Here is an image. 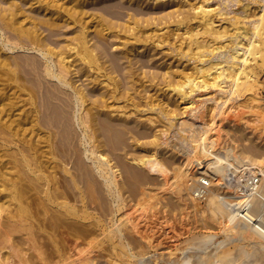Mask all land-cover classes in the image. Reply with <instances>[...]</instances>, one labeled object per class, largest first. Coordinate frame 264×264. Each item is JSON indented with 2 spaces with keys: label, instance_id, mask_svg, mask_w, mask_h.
I'll return each mask as SVG.
<instances>
[{
  "label": "bare ground",
  "instance_id": "1",
  "mask_svg": "<svg viewBox=\"0 0 264 264\" xmlns=\"http://www.w3.org/2000/svg\"><path fill=\"white\" fill-rule=\"evenodd\" d=\"M173 1L0 0V264L142 258L168 234L166 217L145 221L147 209L169 211L150 200L185 201L184 189L198 202L193 187L203 175L213 230L232 231L240 220L237 234L264 254V173L247 197L231 178L264 156L246 147L213 151L229 131L249 144L259 138L248 117L264 120L256 91L264 88V0ZM148 5L172 10L156 16ZM192 19L200 31L187 26ZM172 22L185 29L186 50L171 41ZM160 24L168 35L157 33ZM162 46L167 53L156 50ZM174 56L192 70H173ZM170 134L184 149L167 155ZM235 259L191 264L244 262Z\"/></svg>",
  "mask_w": 264,
  "mask_h": 264
},
{
  "label": "rangeland",
  "instance_id": "2",
  "mask_svg": "<svg viewBox=\"0 0 264 264\" xmlns=\"http://www.w3.org/2000/svg\"><path fill=\"white\" fill-rule=\"evenodd\" d=\"M167 1H170V0H167ZM178 1L179 0H174L173 2H178ZM185 1L186 0H184V2ZM195 1L199 2L200 0H195ZM112 2L115 3V1H112ZM150 2H152V1H150ZM181 2L183 3V0H181ZM152 3H154V2H152ZM208 4H209L208 6H204L206 9H211L214 7V5H212L211 1ZM144 5H145V3L143 4V6ZM125 6L129 7L127 4ZM195 6H199V5H195ZM147 8L154 15L160 16V15H162L159 13V12H161V10L165 9L163 12V14H164L165 12L170 11L169 9L171 7L170 8L166 7L163 9H155V5H153V6L148 5ZM255 8L257 9L258 7L256 6ZM171 10H172V8H171ZM189 11L194 12L195 10H189ZM185 12H187V11L185 10ZM199 22L200 21L198 19H192L189 21V24L187 26H192L196 31H200L201 25L198 24ZM196 25H198L197 28H196ZM165 26H166L165 24H160L157 28H161V30L157 33L158 34L163 33L164 35H168L169 30ZM168 26H169V28L170 27L172 28V37L173 38H171V41L173 39L174 45L177 46V48H179V45L182 43V47H184L183 50H186L185 45H186L187 41L185 40V37H186L185 29L184 28L176 29L175 27L178 26V24L176 22L169 23ZM180 27H182V25ZM177 33H179V34H177ZM197 37H199V35H197ZM153 39L154 38H147V40L144 42V44L148 45V46H152V45L156 44V42L154 43ZM115 47H117V45H114L111 48V51L112 50L114 51ZM156 50L158 52L162 51L164 53H167L165 46L156 48ZM31 52L32 51L20 50L19 54H28ZM171 60H172V64H173V70H180L181 68H185L186 71L192 70V68H191L192 66H191L190 61L185 62L184 59L179 58V56H174L171 58ZM180 63H181V65H180ZM259 78L262 81L264 80V68L259 69ZM257 88L258 89L256 91H259L258 92L259 97H261V99H262L261 104L263 105V108H264V97L262 96L264 88H261L258 86H257ZM6 89H7V87H6ZM169 97H171V96H169ZM150 98H151V100H154L155 103H160V104L164 103L165 104V102H166V97H150ZM179 107L182 108L183 105L180 104ZM253 119H254V117L252 115H250L248 117L250 127L253 129L252 130L251 128H249V130H252L256 136L259 135V138L251 141L250 144L251 145L253 144L252 146L246 140H244V136L241 133L239 134L237 132L229 131L228 135H230V136L223 135L219 139H217V144L213 150L214 153L215 154L217 153V155H219V156H224L226 154L225 149L226 150L227 149H233L234 151H239L241 148L246 150L245 149V147H246L247 149H249V148L254 149V152H256L255 155H257L259 157H263L264 156V150H263L264 149V138H263L264 137V120L258 124H255ZM243 123L244 122H239L238 126L244 130L243 131L244 133L248 132L249 130L246 129V126ZM153 126H155L154 127L155 130L159 129L158 123H155V125H153ZM234 133H236V134H234ZM171 135L172 134L169 135L170 141H169V147L167 148V151L169 150V152L167 153V155L170 153V149H172V150L174 148H176L177 150L184 149L182 143L180 142V140H178L179 138L177 136L175 137L174 135H172V136ZM227 137H229V138H227ZM149 139H151V138H149ZM258 141H260V142H258ZM174 142H177V143H174ZM178 142H179V145H178ZM172 143H174L176 145H174ZM255 144H257L256 146H258V147H254ZM171 145H172V147H171ZM177 145L180 148L179 147L177 148ZM260 146L262 148H260ZM257 151H258V153H257ZM260 153H262V154H260ZM175 154L178 156L179 153L175 152ZM208 162H209L208 159L203 158V161L201 162V166H204ZM243 168H245L246 170L243 169V171L241 172L242 169L240 167L234 173V177L236 175H239L240 173L242 175V173L246 172L249 169V168L247 169L246 166H244ZM226 169H227V172L231 171V169H229V167ZM251 170L259 173V175H261V178H262V172L264 173V163L261 162V163L256 164L254 167H252ZM182 193H183V199H185V201H181V200L177 201L175 198H173V197L171 198V196L168 194L164 195V196H160V197L159 196L155 197V199H156L155 201H153L154 199L150 200V203H151L150 206H153L152 204H155V202L158 201L157 205H156L158 208L159 207L160 208H168V210H169V211L166 210L162 213L159 212V213L155 214L154 216L152 214L153 210H151V209L150 210L147 209V211L145 213L147 216V218L145 220L146 222L147 221L158 222L157 220H155L156 218H159V220L162 217L167 218L168 223H167V225H165L166 226L165 228H168V230H166V231H168V234H166V236H161V238L159 240L162 243L156 247L151 248L149 250V252L147 253V255L145 254L142 258H138V259H144V261L138 260V259H114L116 262H118L119 264H143V263L144 264H146V263L147 264H191V262H194L195 260H196L195 263H198L202 259H220V261H219L220 263H226V262L232 261V259H235L236 256L238 257L240 255L239 256L240 258H236V259H239V260L244 259L243 264H264V256H262L263 253L261 254L262 251L261 250L259 251L257 244L255 245V243L252 241H243L240 238L235 237V234L233 233V232H235V229H233L232 231L228 230L227 232H221V230H217V231L213 230L214 228H212V227L216 226V224H215L216 216L215 215L213 216V214L211 213V207H210V205H208L209 203L208 204L206 203V199H204L205 197L201 200H198V202H197V201H194L193 199H191V197L189 195H188L189 197L187 195H185L187 192H185L184 189H183ZM186 197L189 199H187ZM168 201H170L169 204H172V203L173 204L169 205ZM162 203H164V205L166 204L165 207ZM183 204H185V205H183ZM260 204H261V207L264 205V199L259 200V205ZM175 205H177V207ZM171 206H175V208L174 207L171 208ZM184 207L186 208L185 210L182 209ZM232 207H235V206L232 205ZM173 208H174V210H173ZM149 211H150V214L148 213ZM262 211H263V213L261 211H260L261 213L260 212L259 213L261 214L262 218L264 219V209ZM120 214L121 213L115 214V217H113V220H110L108 223L111 225L113 222H115L116 218L120 217L119 216ZM136 215H137V213H134L131 217H135ZM158 216H160V217H158ZM111 218L112 217H110V219ZM211 233H213L214 236L212 237V241L209 242V241H207L208 240L207 236L210 235ZM169 236L174 237V239L169 240L168 239ZM101 237L102 236H99V238H101ZM108 245L109 244L107 242L104 243L103 247L98 250L99 252L97 254H102L104 252L103 251L104 248ZM238 246L241 248L242 253H244L243 257H242V254H240L239 251L237 250ZM211 247H213V248H211ZM236 250H237V252H236ZM235 253H238V254H235ZM109 260L110 259H104V258H98L97 257L95 259H90V263L91 264H110V263H108ZM139 261L141 263H139Z\"/></svg>",
  "mask_w": 264,
  "mask_h": 264
},
{
  "label": "built area",
  "instance_id": "3",
  "mask_svg": "<svg viewBox=\"0 0 264 264\" xmlns=\"http://www.w3.org/2000/svg\"><path fill=\"white\" fill-rule=\"evenodd\" d=\"M246 174L244 177H241V173L239 175H236L235 177L232 176L231 178L233 179H240V190L243 194L248 196L250 193H255L259 191L260 183H261V175L259 173L253 171L247 170L245 172ZM208 177L207 176H202V179L197 183V185H194L193 187V196L197 200L203 199L208 193Z\"/></svg>",
  "mask_w": 264,
  "mask_h": 264
},
{
  "label": "water",
  "instance_id": "4",
  "mask_svg": "<svg viewBox=\"0 0 264 264\" xmlns=\"http://www.w3.org/2000/svg\"><path fill=\"white\" fill-rule=\"evenodd\" d=\"M243 226V224H242V222L239 220V221H237V225H236V227H235V237H238V238H240L241 240H243L242 239V237H240L238 234H237V229L238 228H240V227H242ZM243 241H247V240H243ZM248 241H250V240H248ZM253 242V241H252Z\"/></svg>",
  "mask_w": 264,
  "mask_h": 264
},
{
  "label": "crops",
  "instance_id": "5",
  "mask_svg": "<svg viewBox=\"0 0 264 264\" xmlns=\"http://www.w3.org/2000/svg\"><path fill=\"white\" fill-rule=\"evenodd\" d=\"M262 96L264 97V90H263Z\"/></svg>",
  "mask_w": 264,
  "mask_h": 264
}]
</instances>
